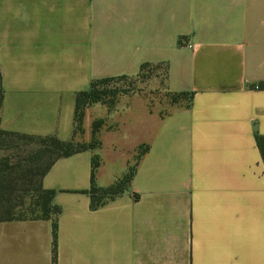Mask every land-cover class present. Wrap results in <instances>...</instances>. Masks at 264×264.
<instances>
[{
    "label": "crops",
    "instance_id": "obj_1",
    "mask_svg": "<svg viewBox=\"0 0 264 264\" xmlns=\"http://www.w3.org/2000/svg\"><path fill=\"white\" fill-rule=\"evenodd\" d=\"M142 64L187 97L105 113L99 146L42 179L55 261L52 217L1 222L0 264H264V0H0L4 131L69 141L76 95ZM131 167L93 207L92 170L107 189Z\"/></svg>",
    "mask_w": 264,
    "mask_h": 264
},
{
    "label": "trees",
    "instance_id": "obj_2",
    "mask_svg": "<svg viewBox=\"0 0 264 264\" xmlns=\"http://www.w3.org/2000/svg\"><path fill=\"white\" fill-rule=\"evenodd\" d=\"M149 64H142L139 72L150 67ZM104 78L93 80L87 91L79 92L75 98L74 125L77 124L78 131H83V119L85 110L93 103L104 101V92L99 90L100 86L118 79L124 78ZM172 104L186 98V94H170ZM3 90L0 74V112L2 106ZM188 102V99H187ZM73 131V136H74ZM95 133V130H94ZM69 141L63 142L53 136L37 137L13 132L4 131L0 127V150H10L22 142L36 141L38 148L33 157L26 165L10 164L7 158L0 159V223L20 220H48L54 217L52 222L53 233V261H55L56 251V220L59 213L56 206L52 205V191L42 188V179L52 165L60 158L69 157L76 153L88 150L74 142V137ZM256 145L260 152L264 164V136L256 138ZM94 168L96 163H94ZM132 171H129L124 177L118 180L114 185L107 189H99L94 185L93 170L91 174L90 197L93 207L99 206L105 200L111 199L127 188L132 178ZM29 197L28 215L29 217L16 216L15 209L24 205V200Z\"/></svg>",
    "mask_w": 264,
    "mask_h": 264
},
{
    "label": "rangeland",
    "instance_id": "obj_3",
    "mask_svg": "<svg viewBox=\"0 0 264 264\" xmlns=\"http://www.w3.org/2000/svg\"><path fill=\"white\" fill-rule=\"evenodd\" d=\"M99 90L104 92V101L93 103L85 110L83 119V131L77 129L74 125V142L88 149H96L100 144L97 132L103 127H109L105 120V113L116 111L122 103L132 100L134 96L146 101L152 109L161 113L169 112L172 104V98L165 87V70L160 66H150L139 72L136 76L114 79L106 85L100 86ZM97 105V107H94ZM90 117V123L87 124V116ZM104 118H98L99 116ZM95 130V133H94ZM38 148L36 141L23 140L10 150H0V159L7 158L10 164L26 165ZM143 148L137 150L135 159L139 158ZM95 163V160H94ZM133 167L129 169L132 171ZM29 197L24 200V205L15 209L16 216L29 217L28 204Z\"/></svg>",
    "mask_w": 264,
    "mask_h": 264
},
{
    "label": "built area",
    "instance_id": "obj_4",
    "mask_svg": "<svg viewBox=\"0 0 264 264\" xmlns=\"http://www.w3.org/2000/svg\"><path fill=\"white\" fill-rule=\"evenodd\" d=\"M187 48H190V49H192V46L191 45H189V44H186L185 45Z\"/></svg>",
    "mask_w": 264,
    "mask_h": 264
}]
</instances>
